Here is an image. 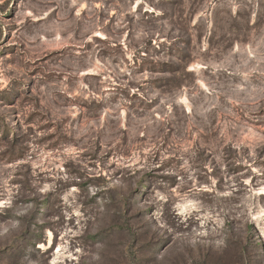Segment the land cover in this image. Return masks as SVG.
Segmentation results:
<instances>
[{
  "label": "rangeland",
  "instance_id": "374dc122",
  "mask_svg": "<svg viewBox=\"0 0 264 264\" xmlns=\"http://www.w3.org/2000/svg\"><path fill=\"white\" fill-rule=\"evenodd\" d=\"M0 264H264V0H0Z\"/></svg>",
  "mask_w": 264,
  "mask_h": 264
}]
</instances>
